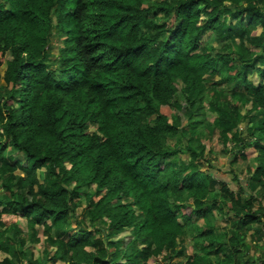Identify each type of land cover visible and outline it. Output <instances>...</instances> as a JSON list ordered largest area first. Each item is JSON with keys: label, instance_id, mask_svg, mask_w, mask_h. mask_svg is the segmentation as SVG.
<instances>
[{"label": "clouds", "instance_id": "9594fccd", "mask_svg": "<svg viewBox=\"0 0 264 264\" xmlns=\"http://www.w3.org/2000/svg\"><path fill=\"white\" fill-rule=\"evenodd\" d=\"M63 2L66 0H0V19L7 15L4 9L18 15L24 8L33 12L38 9L40 14V20L26 17L16 28L0 27V264H71L73 252L69 245L81 228L101 227L105 233L108 231L107 224L94 225L80 217L85 205H80L78 198L66 199L62 205L74 209L69 212L71 234L59 230L44 211L49 201L39 195V189L47 188L49 180L62 181L63 177H53L49 171L59 172L55 159L41 167L39 159L33 165L27 155L44 151L35 143V137L47 131L48 106L42 100L62 101L64 97L57 94L58 89L68 92L87 88V72H78L77 68H91L95 64L63 34ZM70 2L75 4V0ZM82 2L87 4L91 0ZM190 2L197 10L179 14L177 0L136 3V27L116 25L111 29L122 42L144 40L146 47L137 50L141 54L120 57V67L127 65L152 84L151 91L139 101L150 107L138 115L142 117L141 126L158 143L148 153L143 168L126 167L145 187L151 185L157 191L182 188L196 179L203 190L218 193L215 202L203 197V204L212 206L200 213H194L196 205L190 204L177 214L175 219L183 227L187 243L170 254V264H195L196 256L204 254L203 245L197 243L202 230L207 234L201 219L204 215L225 245L229 254L227 264H260L264 261V215L259 216V223L246 227L241 224L249 219L246 212L259 209L264 213V0ZM158 4L166 5L167 14L161 11L153 17L151 13ZM46 19L51 20V36L47 43H42L35 25ZM81 19L91 21L96 17L82 15ZM155 23L163 24V29L157 30ZM177 23L179 27L170 37L171 28ZM104 51L108 58L119 55L111 48ZM177 68L182 73L181 80L170 76ZM197 84L199 90L193 96ZM9 95L14 99L6 107ZM72 95L75 98V92ZM105 99L101 96L96 102L103 104ZM161 105L168 109L163 121L157 119ZM87 115L86 110L76 109V118L82 123ZM111 119L112 113L103 112L99 121L88 120L83 128L88 135L78 142L80 146L95 145L97 137L101 143L108 140ZM11 120L19 123L10 127ZM17 137L22 138L19 143ZM59 150L67 152L68 148L61 146ZM48 155L55 157L56 153ZM30 169H34L32 183L22 187L20 181L29 179L26 173ZM220 194L225 197L223 202L219 200ZM99 199L93 197L94 201ZM33 200L32 207H24ZM153 204L161 206V213L173 207L162 200ZM185 214L191 217L190 221L183 219ZM256 229L260 230L259 236L253 238ZM232 237L239 239L234 241ZM244 239H248V247L235 252ZM38 240L41 247H37ZM149 243L145 241L139 247L146 248ZM181 249L186 255L176 256L175 252Z\"/></svg>", "mask_w": 264, "mask_h": 264}, {"label": "trees", "instance_id": "16d2710c", "mask_svg": "<svg viewBox=\"0 0 264 264\" xmlns=\"http://www.w3.org/2000/svg\"><path fill=\"white\" fill-rule=\"evenodd\" d=\"M136 3H151V0H98V2L91 0L87 4L82 0H75V4L66 0L62 3L64 11L60 22L63 34L74 41L75 46L83 52L84 56L95 61V64L91 68H77L78 72H87V88L81 87L68 92L58 89L57 94L64 97L62 101L42 100V103L48 106V120L45 122L47 131L38 134L35 137V143L40 145L44 151L39 154L31 151L27 155L33 165H35V160L39 159L41 167L48 164L49 160L55 159L59 172L51 169L49 171L53 177H63L62 181L49 180L47 188L39 189V195L49 201L44 211L48 213L59 230L65 235L71 234L69 212L74 209L62 205L66 199L73 198H78L80 205L83 199L85 207L82 208L80 217L84 221L94 225L97 222L108 225L107 233L101 227L79 230V235L73 238L74 243L69 245L73 252L70 257L71 264H166V262L170 264V254L179 245L187 243L183 235V227L175 219L177 214L187 209L190 204L196 205L193 209L194 213H200L203 208L212 206L204 205L203 197H209L215 202L218 195L215 191L203 190L196 179L182 188L175 190L166 188L157 191L151 185L145 187L130 172L129 167H126V165L131 166L137 170L143 168L147 163L148 153L158 143L157 138L146 127L141 126L142 117L138 115L150 107L149 104L139 103V101L151 91L152 84L144 76L130 71L127 65L120 67V64H123L120 57L129 55L138 57L141 53L137 50L145 48L146 44L144 40L122 42L116 39L115 33L111 31L116 25L136 27L135 17L139 11L133 9ZM176 9L177 14L197 10L190 0H177ZM3 11L7 15L0 19V27L10 25L16 28L26 17H31V20H40L38 9L33 12L30 8H24L20 10L19 15L16 11L9 12L7 9ZM161 11L167 14L166 5L158 4L151 15L156 17ZM82 15L94 16L96 19L82 20ZM144 15L147 16L148 13ZM153 26L157 30L164 27L160 23H155ZM35 27L39 29L38 39L42 43H47L51 36L49 31L51 20H42ZM178 27L179 23L171 28L170 37ZM73 33L76 34L73 35ZM64 42L68 43V41ZM164 43L166 45L167 40ZM108 48L114 49L119 55L115 58L106 57L104 49ZM161 51L165 56L167 55L165 48L162 47ZM110 65H116V67H110ZM170 76L173 80L183 78L178 68L174 69ZM198 90L197 84L193 96ZM73 92H75V98H73ZM101 96L106 98L103 104L96 102ZM13 99L14 97L9 95L5 106L7 107ZM76 109L87 111L88 115L84 123L76 118ZM103 112L113 115V119L109 122L108 140L101 143L99 142L100 137H97L98 142L95 145L89 144L82 148L78 142L88 135L83 131L85 123L93 118L99 121ZM159 113L157 119L163 121L167 118L168 109L161 105ZM18 123L17 120H11L10 127ZM16 139L19 143L22 138L17 137ZM69 144L75 147H69ZM61 146L68 148V151H60ZM49 152L56 153V156L50 157ZM62 160H67L69 167L66 163L61 164ZM12 166L9 165V167ZM259 169L260 165H257V172ZM21 170L23 171V165H21ZM32 171L34 169L26 173L29 179H21L22 187L31 185ZM193 176L198 178L196 173H193ZM105 188L108 190L101 196ZM93 197H100V199L94 201ZM224 199V195L220 194V202ZM161 200L165 204L172 203V209L161 213L159 211L161 206L153 204L154 201ZM34 204L35 200L24 204V207H32ZM249 207H254V204H249ZM244 215L249 219L243 222L241 227L259 223V216L264 213L257 209L246 212ZM183 219L190 221L191 217L185 214ZM201 219L207 229V234L202 230L201 238L197 240L198 244L203 245L204 254L196 256L195 264H227L229 254L225 250L224 243L215 235V229L211 227L207 215L202 216ZM33 223L39 224L40 222L34 221ZM71 223H76V221L71 220ZM222 223H227V221H222ZM233 227L236 226L233 225ZM259 231V229L255 230L253 238L259 236ZM46 235L47 229H44V236ZM109 236L119 238L107 239ZM231 239L235 241L239 238L232 237ZM145 241H150V243L146 248H140L139 245ZM240 242L242 247L235 249L237 253L248 247V239ZM105 243H107V249H105ZM37 244L42 246L40 240ZM175 255L183 256L186 252L181 249L175 252ZM245 264H248V261H245ZM260 264H264V261Z\"/></svg>", "mask_w": 264, "mask_h": 264}, {"label": "rangeland", "instance_id": "374dc122", "mask_svg": "<svg viewBox=\"0 0 264 264\" xmlns=\"http://www.w3.org/2000/svg\"><path fill=\"white\" fill-rule=\"evenodd\" d=\"M54 39H56V38H54ZM66 165H67V167H69V164H68V163H66ZM81 203H82V205H83V203H84V202H83V199H81ZM37 247H41L40 244H37Z\"/></svg>", "mask_w": 264, "mask_h": 264}]
</instances>
